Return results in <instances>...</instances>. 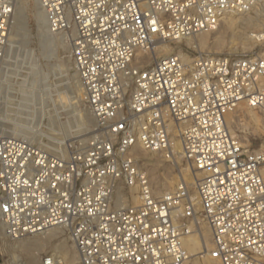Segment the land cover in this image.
Masks as SVG:
<instances>
[{"label":"built area","instance_id":"1","mask_svg":"<svg viewBox=\"0 0 264 264\" xmlns=\"http://www.w3.org/2000/svg\"><path fill=\"white\" fill-rule=\"evenodd\" d=\"M38 2L49 31L68 37L94 127L65 154L0 132L3 237L61 228L78 264H186L184 239L200 217L210 260L264 264V150L245 146L227 123L244 106L264 117V56L177 54L141 64L152 41L212 31L258 0ZM13 15V0H0V72ZM136 146L168 162L177 153L201 173L195 201L183 180L155 194L132 157ZM41 264L60 263L49 255Z\"/></svg>","mask_w":264,"mask_h":264},{"label":"rangeland","instance_id":"2","mask_svg":"<svg viewBox=\"0 0 264 264\" xmlns=\"http://www.w3.org/2000/svg\"><path fill=\"white\" fill-rule=\"evenodd\" d=\"M15 1L13 0L14 15L10 30L15 41L13 44L15 49L10 56H5L7 73L0 80V132L41 145L51 152L65 154L69 149H77L83 145L94 127V120L84 102V96L82 102L78 103L73 92V84L79 79L71 59L69 40L64 35L50 32L47 22L46 29L40 30L36 20L37 0H19V7ZM263 3L264 0L258 1L257 7L251 13L236 17L226 16L214 30L203 33L201 37H205L207 45H198L197 41L200 38L198 35L180 42H163L157 39L152 41L150 52L143 53L142 66H150L155 59L177 54L185 60L194 57L197 53L238 55L251 50H256L264 56V18L255 14ZM20 11L21 25L16 31L14 24ZM229 17H238L240 18L238 20L250 18L254 23L252 27L240 26L230 31L225 25L229 22ZM257 33H261L263 38L257 40L252 37L251 41L247 38ZM44 35L61 38L67 46L66 51L63 53L57 44L46 43L42 37ZM217 40L220 41L218 49L213 46ZM34 68L38 72L36 82L30 85V72ZM227 123L231 132L237 135L245 146L253 150H264V117L261 114L244 106L227 116ZM139 148L136 146L132 149L133 153L131 152L136 165L146 173L149 181L151 171H155L160 182H163V186L160 185L162 190L157 195L172 191L182 180L187 183V177L192 175L195 178V185L187 184L188 193L190 197L196 198V184L202 177L201 173L195 172L177 153L174 160L168 162L160 153L153 155L141 148L139 151ZM152 162L158 163L157 169H151L154 168ZM262 175L264 176V166ZM152 188L156 190L153 186ZM121 201L122 199L119 200ZM132 202H136L134 195ZM204 227L207 228L206 224L198 217L197 225L193 227V234ZM52 232L57 233L56 240L49 243L48 240H39L34 243L37 238H44ZM37 236L9 241L0 233V264H26L28 243H33L30 248L40 249L38 264L49 255L56 257L54 245L64 239L76 252L67 232L61 228ZM208 245L206 242L207 250ZM188 255L189 259L186 263L190 261L192 263L195 260L193 258L197 257L190 256L189 253ZM59 257L56 258L58 260L63 258ZM206 259L204 258L206 261L210 260L208 257ZM216 262L219 264L218 261ZM75 264H78L77 252Z\"/></svg>","mask_w":264,"mask_h":264},{"label":"bare ground","instance_id":"3","mask_svg":"<svg viewBox=\"0 0 264 264\" xmlns=\"http://www.w3.org/2000/svg\"><path fill=\"white\" fill-rule=\"evenodd\" d=\"M258 1H260V0H258ZM15 2H16L17 7H19V4H18L19 0H16ZM255 14H256V16L260 15L261 17L264 18V3L260 6L259 10H256ZM16 18H17V20H16V23L14 24V27H15L16 31H18V29L20 28V25H21V21H20V19L22 18L21 11L17 13ZM229 18H230L229 22L227 24L225 23V25H226V28L230 31H234L235 28L240 27V26H243L246 28L252 27V25L254 23L253 19H250V18H246L245 20H238V19H240L238 17L237 18L229 17ZM36 20L38 22L40 30H42L44 28L46 29V22L47 21H46L45 13L41 9V7L38 3V0H37ZM201 35H203V33L198 34V37H200L197 41L199 46H203L206 44L205 37L204 36L201 37ZM42 37L44 38V41L46 43H50V44L54 43V44H57L58 46H60V48L63 50V53L66 51L67 46H65V44L61 38L56 39V38H53L52 36H49V35H44ZM252 37L255 39L257 38L259 40V39L263 38V35L261 33H257L255 36L249 35L247 38L251 41ZM14 43H15V41H13L11 33H9V35H8V49H7L6 54H5L6 57L10 56L11 53L14 51V49H15V46L13 45ZM219 44H220V41L217 40L215 42V44L213 45L214 48L218 49V47H220ZM6 68L7 67L4 66L3 70L0 72V80L2 79V77H4L6 75L5 73H7ZM30 73H31L30 74V79H31L30 85H34L36 82V77H37L38 72L34 68L31 70ZM73 92L76 94V98L78 100V103H81L82 99H83V89H82L81 84L78 80L73 84ZM138 150L140 151V148ZM151 154L155 155V153H151ZM152 163H153L152 166L154 168H151V169L152 170L157 169L158 163L157 162L156 163L152 162ZM191 174H192V172H191ZM183 179H185V178H183ZM186 180H187L188 185H190V186L195 185V178H193L192 175H189ZM150 181H151L152 186L156 189V190H153L154 193L155 194L160 193V191L162 190L160 185H162L163 182L162 181L160 182V179H159V177L155 171H151ZM191 199H192V201H195V198L191 197ZM0 228H1L0 233H2V225L1 224H0ZM54 229H56V228H54ZM54 229H51V230H54ZM51 230H48V231H51ZM43 233H45V232H43ZM43 233L36 234V235H38L37 237H40V235H42ZM56 236H57V233L52 232V234L46 235L44 238H42V237L37 238L34 241V243L36 244L39 240H46V241L48 240L47 242L49 243L50 241L56 240L57 239ZM209 241H210V232H209L208 227L207 228H205V227L201 228V230H197L196 234L194 233V234L186 237L184 239L185 249L190 254V256H197L196 258H193L195 260L192 263H190L191 262L190 261L186 264H218L216 261H211V260L206 261L207 260L206 258L208 257V250H207L206 242L209 244ZM32 245H33V243H31V244L28 243V246L26 244V249H27L26 250V257H27L26 264H38V260H39L38 257H39L40 249L30 248L29 246H32ZM54 249L56 250L55 251V254H57L56 257H59V256L63 257L59 260L60 264H75L76 263V252L73 251L70 246H68L65 239L60 241L59 243L55 244ZM202 258H203V260H201ZM204 258L206 260H204Z\"/></svg>","mask_w":264,"mask_h":264}]
</instances>
